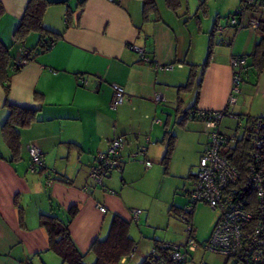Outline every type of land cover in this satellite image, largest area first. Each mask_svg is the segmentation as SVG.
I'll return each instance as SVG.
<instances>
[{
	"label": "crops",
	"instance_id": "obj_1",
	"mask_svg": "<svg viewBox=\"0 0 264 264\" xmlns=\"http://www.w3.org/2000/svg\"><path fill=\"white\" fill-rule=\"evenodd\" d=\"M28 1L0 0V41L12 47L13 64L22 56L20 49L33 53L40 40L37 33L23 43L14 39ZM48 1L56 5L47 10L44 27L60 38L49 51L34 53L12 76L8 97L0 84V264H62L49 250L48 234L39 224L40 215L51 214L52 204L61 213L78 206L68 230L82 254H88L95 241L107 238L114 216L130 222L136 247L121 264H142L156 245L148 232L144 236L140 230L142 217L151 221L153 211L167 210L171 202L176 204L174 213L187 205L207 142L204 124L183 120L184 114L227 107L232 56H246L248 68L233 114L243 122L264 118V68L259 76L251 57L260 40L258 32L247 28L236 33L227 27V18L241 0H199L195 10H189L187 0H179L178 10L169 8L167 0H155L157 14L148 20L143 0ZM218 25L225 31L215 33L212 40ZM230 39L231 45L223 44ZM211 42L209 65L202 72ZM131 46L144 50V59ZM169 66L173 69L166 70ZM192 66L197 67L193 87L179 93ZM82 77L87 87L80 83ZM113 84L125 89L124 103L116 110L111 108ZM157 93L164 96L161 104L154 101ZM9 106L36 112V120L19 130L16 153L2 135ZM220 131L240 134L238 122L231 118L222 121ZM168 133L175 137V145L165 163ZM115 136L127 141L121 154L123 170L110 174L103 187L95 186L90 168ZM30 145L44 155L43 175L28 171ZM141 147L148 149L146 158L132 160ZM47 175L55 180L52 186L46 184ZM153 183L166 188L157 204L146 197ZM132 210L142 212L138 228H133ZM94 263L95 257L88 254L86 264Z\"/></svg>",
	"mask_w": 264,
	"mask_h": 264
},
{
	"label": "built area",
	"instance_id": "obj_2",
	"mask_svg": "<svg viewBox=\"0 0 264 264\" xmlns=\"http://www.w3.org/2000/svg\"><path fill=\"white\" fill-rule=\"evenodd\" d=\"M114 3L118 0H106ZM68 17H66V21ZM264 21V0H241L238 10L227 18V27L239 32L243 29L257 30ZM225 28L218 25L216 33L222 34ZM231 45L232 39L223 41ZM54 42L50 43V48ZM131 49L142 54L144 50L131 46ZM15 64L21 68L28 59L23 51ZM232 85L227 107L218 111L191 110L189 118H194L204 124L207 142L200 158L194 181L188 191V204L179 211L177 219L185 226L186 241L182 246L162 243L159 249L170 250V258L176 264H187L192 253L199 249L219 254L228 262L234 264H264V118H239L233 114L238 97L242 93L243 72L247 70L246 56H232ZM166 70H172L169 66ZM82 86L87 87L88 81L79 79ZM113 99L111 108L118 109L125 100V89L117 84L112 85ZM154 101L161 104L164 96L155 94ZM225 118L236 119L240 134L229 135L220 131V125ZM246 144L247 150L241 170L232 166L224 155L226 150H233L239 144ZM127 144L123 136H115L110 142L108 151L99 152L90 168L89 178L95 186H104V181L114 172H122L124 162L122 151ZM29 168L33 175H40L45 167L42 151L35 145L28 147ZM148 149L141 147L131 159L136 161L139 156L146 158ZM147 168L152 163L143 160ZM54 179L46 181L48 186L54 184ZM199 203L208 205L219 212V219L210 239L199 244L195 239L193 215ZM100 212L106 213V208L99 206ZM140 210H132V219L138 224ZM151 255L160 260L157 249ZM201 264H204L202 262Z\"/></svg>",
	"mask_w": 264,
	"mask_h": 264
},
{
	"label": "trees",
	"instance_id": "obj_3",
	"mask_svg": "<svg viewBox=\"0 0 264 264\" xmlns=\"http://www.w3.org/2000/svg\"><path fill=\"white\" fill-rule=\"evenodd\" d=\"M143 2L144 18L148 20L151 15L157 14L156 2L155 0H143ZM167 3L168 7L172 10H178L180 7L179 0H167ZM53 5H56V3H52L48 0L28 1L24 16L14 36L17 43H23L28 36L33 33L40 35L38 46L34 49L33 53L28 54L27 62L32 59V55H36L34 53L49 51L51 49L50 43L54 41L56 42L60 38L58 34H55L44 27V17L46 12ZM1 8L0 4V10ZM234 13H232V15ZM217 27L215 32L211 34L212 40ZM256 31L258 32L260 40L256 44L251 57L253 59V67L260 76L264 68V21ZM212 47L213 43L211 42L209 57L206 63L202 66V72H204L209 65ZM196 68V66L191 67L190 79L185 86L179 88V93H187L191 91ZM19 70L20 68H16L15 64H13L12 47H8L0 41V84L3 86L7 97L10 94L12 76ZM190 111H187L184 114L183 120H196L194 118H189L188 114ZM35 120L36 112L34 110L9 106V115L2 126V135L13 153L20 150L19 130L29 127ZM174 145L175 137L168 133L167 152L164 159L165 163L169 161L174 150ZM246 150L247 145L243 143L237 145L233 150H226L224 155L232 166L241 170L239 164L243 162ZM44 172L45 167L40 175H43ZM49 179L53 178L50 175H47L46 181ZM182 209L178 210L176 214ZM78 211V206H74L66 213H61L60 207L52 204L51 214H42L39 218L40 227L45 229L48 234L49 250L60 258L62 264H86V257L88 254L95 257L94 264H121L123 259L132 255L136 247L135 242L130 237L132 224L119 216H114L107 238L103 241H95L88 254H82L71 238L68 230L70 222L78 214ZM63 216H65V218H63ZM160 244L162 243H156L154 247V249H157L160 260L150 254L142 264H176L170 258V250L159 249L158 247Z\"/></svg>",
	"mask_w": 264,
	"mask_h": 264
},
{
	"label": "rangeland",
	"instance_id": "obj_4",
	"mask_svg": "<svg viewBox=\"0 0 264 264\" xmlns=\"http://www.w3.org/2000/svg\"><path fill=\"white\" fill-rule=\"evenodd\" d=\"M198 1L199 0H187L189 10H195L196 5L199 4ZM202 1L205 0H200V3ZM210 1L208 0V3ZM216 9L217 7L212 3L211 10L214 11ZM219 38L220 37L215 38V44L216 42L218 43ZM196 172L197 169L195 173ZM147 191V199L157 204L161 199L159 198L160 192H166V188H163L161 184L156 183L154 185L153 183ZM187 200L189 202L188 197ZM173 205L176 207L175 202H171L167 210H162L160 212V209H157V211H153V219L151 221H147L146 215L142 217L140 230L144 233V236L146 235L145 232H148L147 237L156 243L162 242L174 245H183V243H185V226L177 219L176 213L171 212ZM218 219L219 212L212 210L208 205L199 203L196 206L193 221L195 226V239L199 244H203L210 239ZM133 228H138L135 222L133 223ZM202 261L204 264H226L225 257L214 252H205L202 249L197 251L195 255H191L187 264H201ZM229 264H234V262L231 261Z\"/></svg>",
	"mask_w": 264,
	"mask_h": 264
}]
</instances>
